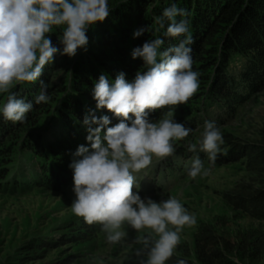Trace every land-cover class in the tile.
I'll use <instances>...</instances> for the list:
<instances>
[{
  "label": "rangeland",
  "instance_id": "rangeland-1",
  "mask_svg": "<svg viewBox=\"0 0 264 264\" xmlns=\"http://www.w3.org/2000/svg\"><path fill=\"white\" fill-rule=\"evenodd\" d=\"M126 1L130 0L108 3L112 11ZM91 30L90 27L87 36ZM49 35L59 43L62 27H54ZM89 45L90 42L87 50ZM85 52L79 49L75 57L61 58L57 64L44 67L43 74L50 79V99L27 113L23 123L3 119L7 94H0V264H141L146 259V255H138L143 245L137 241L148 230L137 232L125 223L121 230L126 236L119 243H109L101 225H89L71 211L75 195L70 167L61 186L56 188L52 183V187L47 182L35 185L34 180L41 175V156L36 150L59 161L57 141L68 135L66 122L60 116L61 104L71 91L73 70ZM231 68L235 74L240 65L235 63ZM33 85L35 82L18 84L12 91L32 101ZM173 115L193 131L185 140L174 142L173 156L154 158L149 168L136 174V190L141 197L156 202L174 197L195 215L196 224L184 227L180 243L166 264H176L179 259L187 264H202L195 239L200 229L211 231L219 243L217 247L232 261L264 264V254L255 258L239 248L245 233L264 232V85L249 93L247 100L233 110L190 98L174 109ZM205 120L214 121L223 136L214 164L206 153L187 150L189 142L198 145ZM194 155H199L204 167L211 169L210 175L195 179L188 176ZM61 170L57 175L62 174ZM45 177L43 173L44 180Z\"/></svg>",
  "mask_w": 264,
  "mask_h": 264
},
{
  "label": "clouds",
  "instance_id": "clouds-1",
  "mask_svg": "<svg viewBox=\"0 0 264 264\" xmlns=\"http://www.w3.org/2000/svg\"><path fill=\"white\" fill-rule=\"evenodd\" d=\"M111 9L108 0H0V94H7L2 108L6 121L25 122L33 102L19 97L12 89L22 83L39 81L40 91L35 104L47 103L48 84L40 77L55 55L75 57L79 49L87 51V32L103 22ZM188 12L173 3L155 18L156 31L165 28V37L184 36L179 43L161 51V37L149 39L131 52L133 60L143 61L144 71H137L129 81L120 72L114 81L101 74L93 88L96 109H106L119 120L114 126L107 115H85L86 140L90 148L78 146L69 167L73 170L75 199L71 211L89 224L101 225L109 243H119L127 223L137 232L148 230L138 238L143 245L138 255H146L141 264H166L180 243L185 226L196 224L181 202L170 197L160 202L141 197L136 190V174L149 168L153 159L171 157L174 142L185 140L193 131L174 119L173 109L188 100L199 89V73L194 71L189 33ZM177 17L181 19L177 20ZM54 27H62L58 36L62 51L50 38ZM149 27L133 33L141 36ZM187 34V35H186ZM168 108L165 117L154 121L150 114ZM130 121V123H129ZM223 136L214 121L205 120L202 138L189 142L191 153H206L215 163L221 152ZM199 155H194L188 176L210 175ZM176 264H187L184 259ZM238 264V261H237Z\"/></svg>",
  "mask_w": 264,
  "mask_h": 264
},
{
  "label": "trees",
  "instance_id": "trees-1",
  "mask_svg": "<svg viewBox=\"0 0 264 264\" xmlns=\"http://www.w3.org/2000/svg\"><path fill=\"white\" fill-rule=\"evenodd\" d=\"M173 3L187 10L185 19L188 20V34L194 41L190 45L194 61L192 68L199 73L200 86L191 99H205L211 105L221 104L233 110L247 100L249 93L264 85V0L126 1L113 9L105 21L91 27L88 36L90 45L73 70L71 91L61 104L60 116L66 122L68 135L57 141L59 149L55 151L60 157L59 161L49 159L36 150L41 156V175L34 180L35 185L43 186L47 182L52 187V183H56V188L61 186L65 171L70 170V163L79 159L74 156L78 146L90 148L83 124L85 115H107L111 119L109 126L119 122L106 109H96L92 90L101 74H106L110 81H114L118 73L124 72L126 79L131 81L137 71L145 70L141 59H132L134 48L142 46L149 39L161 37L165 41L161 48L163 51L185 38L165 37L167 22L165 28L156 31L158 25L155 18ZM179 19L181 17H177ZM147 27L151 31L133 37L134 31ZM52 43L56 47L60 46L62 51V44L55 40ZM61 58L69 59L58 52L52 63L57 64ZM235 63H239L240 69L234 74L231 67ZM46 66L49 67L48 64ZM40 80L49 85L50 79L45 73ZM30 90L33 108L39 107L34 100L40 91L39 81L30 86ZM168 111V108L157 110L150 114V119L155 121ZM60 168L62 174L59 176L57 173ZM43 173L46 174L45 180ZM195 239L196 254L202 264H237L217 247L219 243L214 241L211 231L200 229ZM239 248L258 258L264 254V232L255 230L245 233Z\"/></svg>",
  "mask_w": 264,
  "mask_h": 264
}]
</instances>
